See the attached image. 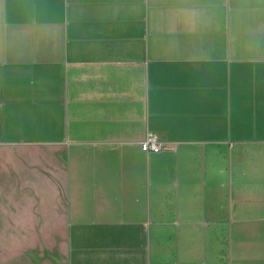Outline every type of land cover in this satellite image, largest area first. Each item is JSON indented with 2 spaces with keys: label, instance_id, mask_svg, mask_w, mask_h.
Listing matches in <instances>:
<instances>
[{
  "label": "crops",
  "instance_id": "crops-1",
  "mask_svg": "<svg viewBox=\"0 0 264 264\" xmlns=\"http://www.w3.org/2000/svg\"><path fill=\"white\" fill-rule=\"evenodd\" d=\"M0 264H264V0H0Z\"/></svg>",
  "mask_w": 264,
  "mask_h": 264
},
{
  "label": "built area",
  "instance_id": "built-area-1",
  "mask_svg": "<svg viewBox=\"0 0 264 264\" xmlns=\"http://www.w3.org/2000/svg\"><path fill=\"white\" fill-rule=\"evenodd\" d=\"M142 149L147 152L158 153L163 150L162 144L158 141L156 136L152 133H149L145 140L141 143Z\"/></svg>",
  "mask_w": 264,
  "mask_h": 264
}]
</instances>
